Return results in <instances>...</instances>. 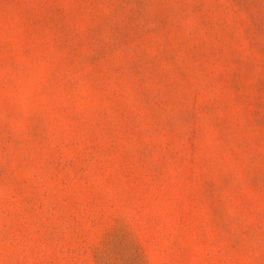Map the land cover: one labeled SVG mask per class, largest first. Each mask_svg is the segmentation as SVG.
<instances>
[{
	"label": "rangeland",
	"instance_id": "374dc122",
	"mask_svg": "<svg viewBox=\"0 0 264 264\" xmlns=\"http://www.w3.org/2000/svg\"><path fill=\"white\" fill-rule=\"evenodd\" d=\"M0 264H264V0H0Z\"/></svg>",
	"mask_w": 264,
	"mask_h": 264
}]
</instances>
